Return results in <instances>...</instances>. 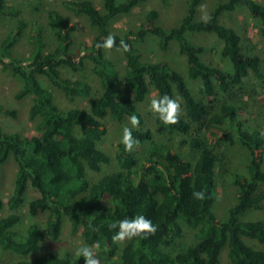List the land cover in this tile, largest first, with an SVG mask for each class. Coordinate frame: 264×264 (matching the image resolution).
<instances>
[{
    "label": "trees",
    "instance_id": "16d2710c",
    "mask_svg": "<svg viewBox=\"0 0 264 264\" xmlns=\"http://www.w3.org/2000/svg\"><path fill=\"white\" fill-rule=\"evenodd\" d=\"M143 1L103 0L105 11H102L93 0H63L66 8L75 14H85L97 27L98 34L91 47L79 54L73 50L76 26L63 11L53 7L47 11V23L58 42L56 48L46 51L44 29L34 21L29 34L34 46L31 55L17 59L11 48L23 36L28 23L21 17L20 7L9 0H0V17L17 19L16 26L0 45V65L4 71L23 78L24 84L15 98L32 97L28 117L31 121L38 120L36 126L40 132L23 137L0 125V165L10 157L17 164L7 202L0 198V211L5 204L9 210L0 217V247L21 256L14 264H85L83 257L71 252L63 255L41 252L44 242L61 237L64 216L71 219L73 229L82 228L83 245L95 247L111 259V264H222L220 255L225 244L229 247L231 264H264V249H257L244 240L247 237L264 245V217L242 219L247 211L264 207L263 131L245 128L235 105L227 103L220 111H214L213 103L207 100L219 91L228 92L241 86L251 73L264 77L261 57L244 52L247 37L220 19L223 12L244 6L261 22L264 35V2L226 0L207 19H199L197 12L202 0H188L187 13L178 26L166 29L154 25L159 12L151 10L147 20L153 28L142 26L137 32L114 33L110 28L111 19L131 13ZM149 32L162 38L165 45L172 40L178 43L180 53L187 58L188 76L202 83L201 98L194 95L185 77L168 62L142 59L135 42L142 41ZM187 32L216 34L224 43L221 54L229 59L232 70L203 61L204 46L192 43ZM109 34L116 37L113 47H98ZM121 39L128 45L127 51L119 46ZM117 49L126 59L124 72L108 53ZM87 60L92 62L98 88L86 79L70 78L62 73V68L80 71ZM39 75L51 76L68 101L89 98V107L61 108L54 92L42 84ZM151 88L157 97L167 94L177 99V93L181 97L185 112H179L175 124H164L154 113L156 132L184 135L182 144L196 151L195 159H186L154 138V131L146 128V117L139 105ZM0 111L12 116L17 114L16 109L1 101ZM133 113L140 118L139 125L132 128L133 137L138 143L148 142L146 155L141 160L135 146L132 151H126L119 141L118 168L91 178L90 173L102 172L112 161L100 145L107 132L104 121L110 118L126 123ZM208 121L222 130L223 138L228 136L225 125L234 126L241 144L251 152L248 175L228 174L230 182L239 190L237 202L224 221L218 220L213 211L218 156L202 136V127ZM31 187L39 196L28 200ZM194 187L204 188L205 196H194ZM26 204L32 216L44 212L49 215L45 228L34 223L27 235L18 239L15 227L22 220ZM137 214L151 219L157 230L146 238H132L120 249L118 240L112 239L118 229H112L110 224ZM183 223L198 228V241L177 250L175 244L182 235Z\"/></svg>",
    "mask_w": 264,
    "mask_h": 264
},
{
    "label": "rangeland",
    "instance_id": "374dc122",
    "mask_svg": "<svg viewBox=\"0 0 264 264\" xmlns=\"http://www.w3.org/2000/svg\"><path fill=\"white\" fill-rule=\"evenodd\" d=\"M63 0H9L15 6L22 10V18L28 23L23 36L13 45L11 51L15 58H28L34 48L30 42L29 34L32 30V22L38 21L43 29L46 41V51L56 48L57 40L51 33L47 23V11L50 8L56 7L63 11L68 16L71 23L76 26L74 39L75 43L73 50L79 54L88 50L93 44L95 36L98 34V29L93 26L85 14H75L66 8ZM95 4L104 10L103 0H93ZM120 3L124 0H116ZM226 0H202L198 7L197 17L199 19H207L211 12ZM264 2V0H259ZM188 0H145L134 8L129 14H122L114 17L110 21V28L114 33L126 34L129 32H137L140 27L153 28L154 25L162 26L163 28H171L178 26L182 18L187 13ZM151 10L159 12L154 25H149L147 14ZM221 21L229 26L236 28L239 32L247 37L244 46V52L250 55L257 54L262 59V70L264 73V35L261 32V22L254 18L248 9L244 6H238L230 12H223ZM17 19L11 16L1 15L0 17V45L7 34L16 26ZM187 38L194 44L202 45L205 51L201 54L202 60L224 70H232L229 59L222 56L221 51L223 41L214 33L207 32H187ZM140 48L142 59L146 61H166L173 68L181 72L185 77L188 85L197 98H201L202 83L199 79H192L188 76V64L185 55L179 51V45L172 40L168 44H164L162 38L154 33H147L142 41L135 42ZM112 55L124 72L126 59L120 50L108 51ZM86 65L80 71H72L67 68H62V73L70 78H83L89 81L94 88L99 87V80L92 72V62L87 60ZM39 78L44 86L49 87L55 94L57 102L61 108L68 109L73 107L88 108L90 99L77 97L74 101H68L64 97L63 91L58 87L51 76L39 75ZM24 80L19 75H14L11 71H4L0 65V101L10 108L16 109L17 114L12 116L0 111V125L9 132H18L23 137H31L38 135L40 132L37 129V122L31 121L28 117L29 109L33 103L31 96H26L21 100H16L15 94L23 86ZM152 98H157V92L151 88V92L146 100L140 103L146 117V128L154 131V138L169 145L174 151L180 152L186 159L193 160L197 156L196 151L189 148L187 144H182L184 135H159L156 132L155 114L150 110L149 104ZM176 98L180 103V112H185L183 101L179 94ZM214 105V111H220V108L229 103L236 106L239 118L243 121L244 127L249 130L259 128L264 135V77L258 78L251 73L241 86L233 87L228 92L219 91L213 98H207ZM106 134L100 145L107 150L111 156V163L104 166L100 173H90L93 179L99 178L104 173L114 171L118 168L116 153L118 144L122 135V130L125 126L131 127L129 122L119 123L110 118L104 121ZM230 125V124H229ZM225 125L228 136L224 137L222 130H219L214 124L209 121L202 127V136L214 150L218 156V165L216 173V198L213 205V211L218 220L224 221L229 217L230 208L237 202L238 186L231 183L228 177L229 173H240L248 175V165L251 159L250 150L243 146L238 138V134L234 130V126ZM135 128V127H134ZM212 132H215L213 135ZM148 142L137 143L135 150L137 155L142 160L147 149ZM17 164L10 157L8 161L0 165V198L6 203L16 178ZM39 192L31 187L27 195L28 200L38 197ZM9 212L7 205L0 211V217ZM49 212L41 213L37 216L30 215L28 204L24 206L23 217L21 222L15 227L17 230L18 239H23L27 235V230L30 225L37 223L41 227H46V221ZM264 217V207L261 209H251L243 216V220H255ZM183 232L181 237L177 238L175 248L181 249L198 241V228L195 225L183 223ZM245 242L257 249H264V245L257 240L244 238ZM129 241L125 239L118 241L120 249ZM82 228L73 229L72 221L68 216H64L63 232L58 240L48 239L43 244L41 252L52 251L56 254L63 255L71 252L76 255V249L83 245ZM97 257L100 259V264H111V259L101 255L94 247ZM77 256V255H76ZM222 264H231L229 257V247L225 244L221 249L220 255ZM21 256L4 250L0 247V264H14Z\"/></svg>",
    "mask_w": 264,
    "mask_h": 264
},
{
    "label": "clouds",
    "instance_id": "9594fccd",
    "mask_svg": "<svg viewBox=\"0 0 264 264\" xmlns=\"http://www.w3.org/2000/svg\"><path fill=\"white\" fill-rule=\"evenodd\" d=\"M115 42L116 37L109 34L98 47L111 49ZM119 46L125 51L128 49V45L122 39L119 42ZM149 108L157 115L159 120L166 125L175 124L179 119L180 103L177 99L167 94L152 98ZM129 123L131 127L125 126L120 137V143L124 146L126 151H132L134 146L138 143V140L133 137L132 128L139 125L140 118L133 113L129 117ZM192 192L196 197L205 196V189L201 187H194ZM111 211L114 212V209H111ZM110 227L112 229H118L112 237L114 241L131 240L134 237L146 238L149 234H154L157 230V225L143 214L119 219L111 223ZM76 255L79 258L83 257L85 259V264H100V259L97 257L93 246L87 244L81 245L76 249Z\"/></svg>",
    "mask_w": 264,
    "mask_h": 264
}]
</instances>
